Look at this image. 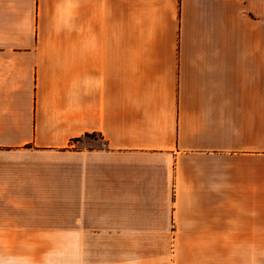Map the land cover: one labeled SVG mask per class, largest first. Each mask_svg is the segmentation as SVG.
I'll return each instance as SVG.
<instances>
[{
	"label": "crops",
	"instance_id": "crops-1",
	"mask_svg": "<svg viewBox=\"0 0 264 264\" xmlns=\"http://www.w3.org/2000/svg\"><path fill=\"white\" fill-rule=\"evenodd\" d=\"M0 264H264V0H0Z\"/></svg>",
	"mask_w": 264,
	"mask_h": 264
},
{
	"label": "rangeland",
	"instance_id": "rangeland-1",
	"mask_svg": "<svg viewBox=\"0 0 264 264\" xmlns=\"http://www.w3.org/2000/svg\"><path fill=\"white\" fill-rule=\"evenodd\" d=\"M26 155H29V156H36L34 153L26 154Z\"/></svg>",
	"mask_w": 264,
	"mask_h": 264
}]
</instances>
